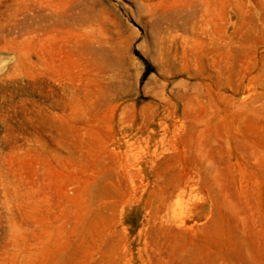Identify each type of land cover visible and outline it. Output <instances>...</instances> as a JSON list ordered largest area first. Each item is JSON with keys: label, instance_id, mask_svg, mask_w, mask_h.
<instances>
[{"label": "rangeland", "instance_id": "rangeland-1", "mask_svg": "<svg viewBox=\"0 0 264 264\" xmlns=\"http://www.w3.org/2000/svg\"><path fill=\"white\" fill-rule=\"evenodd\" d=\"M0 264H264V0H0Z\"/></svg>", "mask_w": 264, "mask_h": 264}, {"label": "trees", "instance_id": "trees-1", "mask_svg": "<svg viewBox=\"0 0 264 264\" xmlns=\"http://www.w3.org/2000/svg\"><path fill=\"white\" fill-rule=\"evenodd\" d=\"M148 74V72L145 73L144 77Z\"/></svg>", "mask_w": 264, "mask_h": 264}]
</instances>
